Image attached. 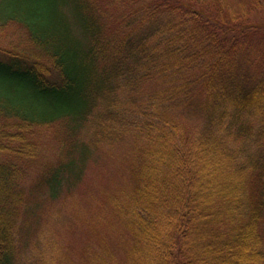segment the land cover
<instances>
[{
	"label": "trees",
	"instance_id": "1",
	"mask_svg": "<svg viewBox=\"0 0 264 264\" xmlns=\"http://www.w3.org/2000/svg\"><path fill=\"white\" fill-rule=\"evenodd\" d=\"M263 11L0 0V27L28 36L0 47V264H71L27 255L46 214L100 243L82 264H264ZM54 124L60 156L28 182L31 133ZM117 162L121 185L88 183Z\"/></svg>",
	"mask_w": 264,
	"mask_h": 264
},
{
	"label": "rangeland",
	"instance_id": "2",
	"mask_svg": "<svg viewBox=\"0 0 264 264\" xmlns=\"http://www.w3.org/2000/svg\"><path fill=\"white\" fill-rule=\"evenodd\" d=\"M231 1L236 7L242 5L244 0H228ZM256 21L264 22V11L254 15ZM22 39L21 42L28 44V36L22 29H18L13 26L0 27V47L9 46L11 43H17ZM13 121L12 119H4L0 117V126H4L3 122ZM60 128L57 124L51 125L50 127L39 126L34 129L31 133L33 141L37 145L38 154L40 157L34 159L31 164L27 163L24 166L28 167L26 180L28 182H34L40 177L42 171L41 167L43 163L56 161L57 157L60 156V147L58 135ZM61 136V135H59ZM27 139V137H26ZM4 158L9 159L8 156L1 153L0 160ZM125 169L117 162L112 167H105L103 170H99V167L92 168L89 172L88 183L93 186L94 189L111 190L115 189L117 185H121L125 181L124 177ZM57 207H51V212H56ZM52 217L48 214L42 216L35 224V230L31 232L27 238H35L34 242L31 243L27 255L31 261H40L41 257L46 260L49 259L50 255H64L67 260H70L71 264H82L85 261V256L90 249H95L100 243L94 237H89V231L87 227L82 230L75 227H65L62 224H58L53 221ZM56 240L58 245L56 250L50 248L51 240ZM24 246V244H22ZM25 247V246H24ZM65 253V254H64Z\"/></svg>",
	"mask_w": 264,
	"mask_h": 264
}]
</instances>
